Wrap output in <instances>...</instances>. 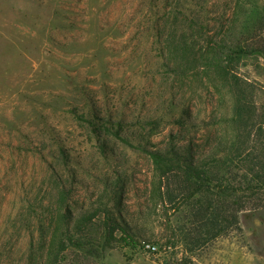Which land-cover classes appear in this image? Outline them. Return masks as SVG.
<instances>
[{"label": "rangeland", "instance_id": "1", "mask_svg": "<svg viewBox=\"0 0 264 264\" xmlns=\"http://www.w3.org/2000/svg\"><path fill=\"white\" fill-rule=\"evenodd\" d=\"M261 17L264 0H0V264H264ZM215 41L244 51L205 70Z\"/></svg>", "mask_w": 264, "mask_h": 264}, {"label": "trees", "instance_id": "2", "mask_svg": "<svg viewBox=\"0 0 264 264\" xmlns=\"http://www.w3.org/2000/svg\"><path fill=\"white\" fill-rule=\"evenodd\" d=\"M261 21L264 22V17H261ZM187 30L190 31H201V30H207V27L205 28L203 24L199 23L196 19L187 21ZM210 33V32H207ZM183 38H187L186 34H183L182 36ZM186 42V41H185ZM234 47L232 46H228L227 43L225 42H219V41H215V43L213 44V47L211 49V52H206L203 56H202V68L205 70H211V71H221L224 70L226 68V66L232 62V58L234 55H236L237 53L244 51V47H238L236 48V52L235 50H233ZM107 133L111 134L112 136H114L115 138L119 139L120 141H122L123 143H125L126 145L133 147L135 149H141L142 151L148 153L152 159H154L157 163L160 161H165V157L161 155L159 152L157 151H149L146 150L145 148H142V146L137 145L135 146L134 144H132L128 138H125L120 130H114V128H107ZM169 161L174 162L173 159H170Z\"/></svg>", "mask_w": 264, "mask_h": 264}, {"label": "built area", "instance_id": "3", "mask_svg": "<svg viewBox=\"0 0 264 264\" xmlns=\"http://www.w3.org/2000/svg\"><path fill=\"white\" fill-rule=\"evenodd\" d=\"M143 249L146 252H150V253H156L158 251L157 246L155 244H152V243H144Z\"/></svg>", "mask_w": 264, "mask_h": 264}]
</instances>
